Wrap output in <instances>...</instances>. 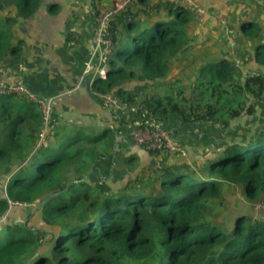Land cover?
<instances>
[{"label":"trees","instance_id":"16d2710c","mask_svg":"<svg viewBox=\"0 0 264 264\" xmlns=\"http://www.w3.org/2000/svg\"><path fill=\"white\" fill-rule=\"evenodd\" d=\"M43 1L0 0V63L8 54L23 55L25 42L16 39V26L27 23ZM96 3L95 14L110 7ZM194 3L206 13L199 15L182 0H136L117 14L110 25L114 45L107 76L94 80L93 91L117 89L121 104L131 106L141 98L142 106L163 120L175 114L184 123L221 129L243 114L255 115L264 74L244 78L233 57L220 49L207 55L226 25L234 29L236 10L216 15L205 0ZM59 9L57 3L49 6L53 14ZM243 18L244 46L253 45L256 62L264 66V26ZM200 26H210L213 34L206 32L198 50L204 48L203 55L196 52L191 67L173 74L172 61L193 50ZM130 81L144 83L139 94L122 86ZM43 128L35 101L0 95V176L10 174L0 198V218L10 209L9 220L1 224L0 264H27L30 258L31 264H264V217L237 213L227 223L223 215L225 184L250 200L264 192V126L250 137L226 141L203 164L162 172L144 168L118 191L87 178L63 190L69 181L97 171L98 161L112 153L113 128L57 124L53 134L42 137ZM134 159L126 160L130 171ZM58 190L40 210L46 227L11 221L14 208L39 204ZM3 229L8 232L4 243Z\"/></svg>","mask_w":264,"mask_h":264},{"label":"crops","instance_id":"0c3cea01","mask_svg":"<svg viewBox=\"0 0 264 264\" xmlns=\"http://www.w3.org/2000/svg\"><path fill=\"white\" fill-rule=\"evenodd\" d=\"M205 1L215 11H223L226 8L236 10L237 14L231 15V21H235V39L239 45L238 57L242 61L239 69L244 78L251 73L264 74V66L255 60L254 46H244L245 38L239 33L240 22L246 16L264 26V0H237L235 5H232L230 0L226 3L225 0ZM96 2L97 0H44L39 10L27 23L16 26V39L21 38L25 42L23 55L19 58H12L8 54L6 59L0 63V79L8 82L22 81L36 96L53 97V120L48 126L47 135L54 133L57 124L94 127L98 130L109 126L116 131L115 143L117 146L115 151L113 148L111 154L99 160L98 170L92 171L87 176V180L93 185L118 191L126 185L130 178L135 177L147 167H153L156 171L162 172L168 166L179 168L195 166L197 163L203 164L210 153L215 150L216 143L224 145L226 141L240 140L246 136L248 129L256 126L258 121L261 122L262 117L264 121L263 96L257 105L255 115L243 114L233 120L228 129L199 122L184 123L175 114L164 119V124L171 130L174 141L186 150L183 153L167 150L155 155L145 148L135 145L131 139V132L138 126L136 111L116 109L95 95L92 85L94 80L99 77L96 69L93 73L86 75L81 89L69 93L78 77L84 73L85 64L97 59V56L91 55L97 28L94 9ZM53 3L60 6L59 11L54 14L49 11V6ZM110 3V0H105L101 4H96L99 8L104 9ZM209 28L210 26L208 28L198 27L196 32H203L205 35L201 36V39L197 37V40L193 42V44H197L193 50H189L187 54L172 61L173 74L182 75L184 67H191L189 61L192 62V56L196 52L200 54L204 52V48L201 49V52L198 50L201 48L202 42L207 41V33L213 36ZM217 41L216 39L214 47L218 50ZM254 44H256V40ZM220 45L224 47V52L221 50L220 53H225L230 58L233 57L229 47L223 41ZM207 55L212 54L208 52ZM222 55L219 54V56ZM107 58L108 56L102 62L101 59H98L97 67H101L103 64L106 65L107 70ZM189 83L190 81L187 85ZM143 84V82L130 81L125 82L122 86L139 94ZM112 93L116 95L117 89ZM263 126L264 122L257 128L260 129ZM129 156L135 157L132 162V171L127 167L126 160ZM9 177L10 174L1 177L0 198L4 196L3 187L5 185L3 186L2 180L9 179ZM15 214V211L12 210L11 221L26 220L24 216L17 214V217Z\"/></svg>","mask_w":264,"mask_h":264},{"label":"built area","instance_id":"2783aa9c","mask_svg":"<svg viewBox=\"0 0 264 264\" xmlns=\"http://www.w3.org/2000/svg\"><path fill=\"white\" fill-rule=\"evenodd\" d=\"M135 1L136 0H113L110 7L101 11H97L95 15L97 21L96 35L91 50V55L97 56V59L94 61H88L85 64L84 73L78 77L69 93L81 89L83 79L87 74L93 73L95 69L97 70V74L100 78H106V65L101 64V67H97V60L101 59L102 62V60L112 52L114 43L110 31L111 22L117 14L126 11L127 7ZM182 1L184 2V4L191 5L195 9H197L198 14L201 16L206 13V9L195 4L194 0ZM221 22L225 24L226 19L222 17ZM222 40L228 43L230 53L233 55L236 65L238 66V68H240L242 65V61L238 57L239 45L237 40L235 39L234 29L226 25L225 30L222 34ZM93 92L95 93V95L101 97L106 104L113 106L116 109H132L136 111L138 116V126L135 127L131 132V139L135 145L143 147L149 152H163L168 150L174 153H183L184 151H186L181 145H178L177 142L174 141L172 132L165 126L164 120L142 106L141 98L138 99L133 105L128 106L126 104H121L119 98L112 92L106 94L98 93L95 91ZM6 94H17L23 97H27L35 101L39 105L43 113L44 124L41 135L42 137L46 136L48 134V126L52 123L53 120V97L36 96L35 94L30 92V90L23 84L22 81L8 82L0 79V95ZM13 204H11L10 207ZM9 212L10 209L0 218V230L2 221L9 220Z\"/></svg>","mask_w":264,"mask_h":264},{"label":"rangeland","instance_id":"374dc122","mask_svg":"<svg viewBox=\"0 0 264 264\" xmlns=\"http://www.w3.org/2000/svg\"><path fill=\"white\" fill-rule=\"evenodd\" d=\"M209 11L213 12L216 15H219V14L223 15V14H221V12H222L221 10L215 11L212 7L209 8ZM201 20L203 21L204 18H201ZM216 24H217V22H213L212 26L216 25ZM218 30H219V28H218ZM219 33H220V31H219ZM195 35H196V37L201 39V36H204L205 33L195 32ZM219 36L220 35H218V38H219ZM218 38H217L218 41H217L216 45H219L218 49H220L224 52V47L222 45H220L222 43V40H221V38H219V39ZM213 52H216V49L214 47H210L209 54H212ZM262 114H264V112H262ZM263 122L264 121H263V117H262L261 122L258 121L256 126H253V128H256V129H253V128L248 129V131L246 132V136L250 137L252 135V133L258 129L257 127H260ZM100 129L102 130V128H100ZM96 130H98V129L96 128ZM219 145L220 144L216 143L215 150H213L212 152L217 151L216 149L220 148V146H221V145L220 146ZM1 177H3V175L0 176V180L2 179ZM6 182H7V179L2 180L3 186L6 184ZM3 190H4V187H3ZM4 192H5V190H4ZM224 199H225V207L223 208V215L227 217V223L232 222V219L234 218V216L237 213H248L251 216H253L254 218H263L264 217V192L255 200H250L241 192V190L239 188H236L235 186H231V184H225V186H224ZM37 206H38V204L32 205V209L36 208ZM13 210L15 211L16 216L18 214L20 216H24L25 218H28L27 222L32 223V225H36L37 227H42V228L46 227V225H43L40 210H36L35 212H33L30 217H27V213H26L25 208H22V207L17 208V209L14 208ZM7 235H8V232L6 231V229H3L2 233H1L2 243H4V241L7 239Z\"/></svg>","mask_w":264,"mask_h":264},{"label":"water","instance_id":"95a60500","mask_svg":"<svg viewBox=\"0 0 264 264\" xmlns=\"http://www.w3.org/2000/svg\"><path fill=\"white\" fill-rule=\"evenodd\" d=\"M116 141H117V139H116ZM114 146H115V147H114V151H115L116 146H117V143H115ZM215 155H217V154H215ZM91 172H92V171H91ZM91 172L85 174L81 179H73V180L69 181V182L67 183L66 187H65L63 190H65L70 184H72V183H74V182H78V181H81V180L86 179L87 176H88ZM59 192H61V190L54 191V192H51V193L47 194V195H46V196L40 201V203L38 204V206H37L36 208H34V209H32V206H27V207H26L27 215H28V216L31 215V214H32L33 212H35L36 210H41L42 207L44 206L45 202H46L48 199L54 197V196H55L56 194H58ZM27 220H28V218H27L25 221H20L19 223H23V224H25V223H27ZM32 259H33V258H30L27 264H31V263H32Z\"/></svg>","mask_w":264,"mask_h":264}]
</instances>
